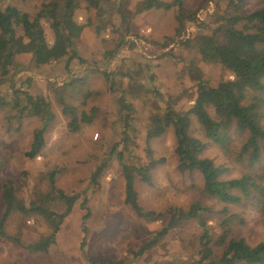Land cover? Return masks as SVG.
<instances>
[{"label":"rangeland","instance_id":"obj_1","mask_svg":"<svg viewBox=\"0 0 264 264\" xmlns=\"http://www.w3.org/2000/svg\"><path fill=\"white\" fill-rule=\"evenodd\" d=\"M45 1L0 0V7L15 5L33 16ZM138 1L111 0L114 6L105 5L107 24L100 32L94 26V10L81 5L77 20L83 23L91 19L92 24L83 29L75 44L77 57L67 64V57H63L36 67L30 54L18 55L6 79L0 78V218L3 186L8 180L27 204L48 190L50 172L56 188L76 196L71 212L46 250L33 251L28 245L51 234L49 223L38 214L12 212L3 224L7 237L0 236V264H193L200 255L203 231L196 218L178 224L158 237L152 247L139 251L165 225L170 209L186 210L196 202L208 208L202 216L211 244L222 234L226 239L243 238L251 245L263 238L264 216L253 197L238 204L206 197L201 192V175L178 169L171 130L148 145L145 140L151 113L161 111L166 99L182 110L193 104L196 81L191 64L212 86L232 79L221 64L203 61L195 45L198 35L213 34L222 21L219 17L230 9L225 0H183L186 14L196 12L197 20L188 21L185 33L174 37L176 10L151 9L134 14ZM263 5L264 0H244L241 11L251 12ZM45 30L50 41L51 33L47 27ZM130 73L134 74L132 83L125 76ZM15 90L42 95L55 115L46 129L43 149L31 159L25 152L41 121L18 117L12 104ZM59 100L73 106L78 116L85 112L92 120L71 131L67 127L70 118L62 113ZM126 103L129 105L124 107ZM208 111L215 116L211 108ZM261 123L264 126V119ZM190 133L204 143L201 156L227 168L225 179L264 165V159L250 165L240 157L243 134L233 127L225 145L204 137L194 117ZM148 147L150 158L158 163L150 172V183L136 178L138 201L144 209L164 215L162 220L138 217L124 202L121 162L147 163ZM104 162L101 175L92 180L93 171ZM49 207L58 213L65 210L60 202ZM222 249L215 245V254Z\"/></svg>","mask_w":264,"mask_h":264},{"label":"trees","instance_id":"obj_2","mask_svg":"<svg viewBox=\"0 0 264 264\" xmlns=\"http://www.w3.org/2000/svg\"><path fill=\"white\" fill-rule=\"evenodd\" d=\"M217 1L221 0H216V3ZM110 2L111 0H47L33 16L15 5L0 7L1 80L9 75V68L18 55L30 54L36 67L63 57H67V64L77 57L75 44L80 39L83 29L92 24L91 19L79 22L76 18L77 10L81 5H84L86 10H94V17L97 19L94 26L96 31L100 32L107 24L104 16L105 5L109 7L111 5L110 8L114 6L113 2ZM225 2L230 12L219 17L222 21L214 28L212 35H198L195 45L203 61L221 64L232 75V79H223L212 86L203 80L201 71L191 64L190 72L196 81L193 104L189 109L182 110L177 108L171 99H166L161 111L151 113L145 140L148 145L152 139L171 130L178 169L199 173L202 178L201 192L206 197L227 204H238L253 197L258 203L261 215L264 216V165L259 169L252 166L254 169L225 179L223 175L227 168L223 164H216L211 158L201 156L204 143L190 133L194 117L204 137L225 145L230 140L229 131L233 127L235 132L243 134L239 154L246 164L255 165L264 159V126L261 123L264 119V5L251 12H243L241 5L244 0ZM172 8L176 10L174 37H178L185 33L188 21L197 20L196 12L186 14L183 0H139L135 5L134 14L151 9ZM45 27L51 33L50 41L46 39ZM135 43L134 41L133 44ZM125 76H128L131 82L134 74ZM18 92L14 91L12 103L18 117H36L41 121V126L34 130L29 149L25 152V156L31 159L43 149L46 129L55 115L49 101L42 95ZM59 104L62 113L70 118L67 127L71 131H77L81 122L89 123L92 120V116L85 112L78 116L76 109L63 100H59ZM128 105L126 103L124 107ZM209 108L213 110L214 117L209 114ZM94 110L92 109V112ZM150 151L148 147L149 161L145 164L121 162L125 181L124 202L138 217L157 220L164 215L151 209H144L139 204L135 185L136 178L150 183V172L158 163L150 158ZM105 166L104 162L95 168L92 180L95 181L101 175ZM54 182V174L50 172L48 190L39 193L27 204L16 195L13 182L6 181L2 193L4 209L0 218V236L7 237L3 224L12 212L18 211L24 215L38 214L49 223L52 232L45 239L30 243L28 248L33 251L46 250L48 244L54 242L55 234L66 215L71 212L76 200V196L67 195L56 188ZM55 202L63 203L65 210L59 213L52 210L49 206ZM206 210L208 208L197 202L186 210L170 209L165 225L160 228L155 238L143 244L139 252L152 247L158 237L165 235L178 224L196 218L203 231L200 236V255L193 264H264V236L256 244L251 245L243 238L226 239L222 234L211 244L208 226L202 216V212ZM226 221L227 219L223 220L222 224L225 225ZM215 245L223 248L219 255L214 252Z\"/></svg>","mask_w":264,"mask_h":264}]
</instances>
